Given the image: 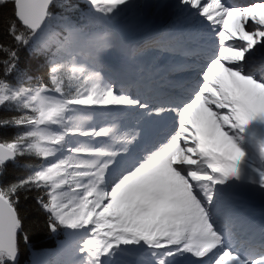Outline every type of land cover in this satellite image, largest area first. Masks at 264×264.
Returning <instances> with one entry per match:
<instances>
[{
  "label": "snow or ice",
  "instance_id": "snow-or-ice-1",
  "mask_svg": "<svg viewBox=\"0 0 264 264\" xmlns=\"http://www.w3.org/2000/svg\"><path fill=\"white\" fill-rule=\"evenodd\" d=\"M82 3L0 0V113H11L0 131L18 129L0 140V264H18L19 204L33 193L43 227L69 230L73 258L58 264H264V235L239 244L235 229H249L229 204L239 186L264 191V0H177L188 59L173 68L187 79L149 96L102 76L110 40L86 30L132 0ZM85 45L87 67L76 58ZM22 47L49 56L45 76L21 69ZM96 108L134 111L138 123L90 124ZM28 157L40 163L8 179V164Z\"/></svg>",
  "mask_w": 264,
  "mask_h": 264
},
{
  "label": "bare ground",
  "instance_id": "bare-ground-1",
  "mask_svg": "<svg viewBox=\"0 0 264 264\" xmlns=\"http://www.w3.org/2000/svg\"><path fill=\"white\" fill-rule=\"evenodd\" d=\"M146 0H132V3L135 5V7H132L128 9L127 11L121 12L119 15L114 17L113 19H117V21L121 18H125L124 25H120L118 27H115V35L118 37L119 40V46L118 51L119 54H115L121 57V63L117 64L116 61L113 62V65L115 68H118L121 72H125L126 74L130 75L135 72H140L141 80L143 82L148 83L150 80H153V77L151 76L150 72H148L149 68L147 67V63L153 59L154 56H144V58L141 59V62L132 63L131 61H128L127 54L129 52V49L133 46V44L137 43L139 44L140 41L135 42L140 38L139 31L143 28L150 26L154 29V26H161L159 23V19L156 17L152 21H149L148 14L149 10L146 11V15L144 18L141 19L138 15V8L141 7V5ZM147 5L152 7L154 6L155 0H147ZM160 7V6H159ZM147 17V19H146ZM180 31V29H178ZM184 29H182L180 32H183ZM103 33L102 35H104ZM108 35V33L106 32ZM183 34V33H179ZM101 35V36H102ZM150 35V34H149ZM153 41H151L152 43ZM156 44V43H153ZM169 49V48H168ZM150 51H154L151 47L149 48ZM159 57L160 64L157 65L153 69L154 74L161 73L166 68H173L174 62H178L179 59L177 56L173 57ZM115 59V56H114ZM156 62V61H155ZM152 71V70H151ZM126 112V111H124ZM124 112H109L106 110V120L114 119L117 123V126L120 127L121 131H127L131 127H134L137 125L138 121L136 119V116L133 115L132 112L134 111H127V114L124 115ZM127 120V121H126ZM232 196L234 197L233 203L230 205L231 208L234 206H241L246 205L250 208V211L252 213V217H256L257 219L264 220V210H258L259 206L264 204V191L260 190L258 187H251V186H239L232 190ZM258 199V200H257ZM236 215L243 220L242 217L236 213ZM67 248V247H66ZM190 259V258H189ZM181 264H188V259H182Z\"/></svg>",
  "mask_w": 264,
  "mask_h": 264
},
{
  "label": "trees",
  "instance_id": "trees-1",
  "mask_svg": "<svg viewBox=\"0 0 264 264\" xmlns=\"http://www.w3.org/2000/svg\"><path fill=\"white\" fill-rule=\"evenodd\" d=\"M90 27H93V25L89 26L86 30ZM5 43H7V41H5ZM19 54L21 69L27 71L33 77L46 75L49 58L47 54L39 56L33 55L28 52L27 48L24 47L20 49ZM0 114L9 115L11 113L3 112ZM17 131L18 129L13 127L3 129L0 131V140L11 138V136ZM38 163H40V161L35 157L18 159L15 163L8 164L6 176L8 179L24 176L28 168H30L33 164ZM34 197L35 193H33V196L27 200L21 199L19 204L23 230L19 234L20 258L18 264H23L27 259L26 256L29 254V249H32L33 251L53 249L54 241L61 237L60 229H58L55 233H51L47 228L43 227L42 222L45 217V213L36 203ZM37 220L41 221V226L39 228L36 226ZM26 234L29 238L27 243H25L24 240V236Z\"/></svg>",
  "mask_w": 264,
  "mask_h": 264
},
{
  "label": "rangeland",
  "instance_id": "rangeland-1",
  "mask_svg": "<svg viewBox=\"0 0 264 264\" xmlns=\"http://www.w3.org/2000/svg\"><path fill=\"white\" fill-rule=\"evenodd\" d=\"M147 4L148 3L146 0L141 5L140 9L138 10V15H139V17H141V19L145 17L146 11L149 10L148 18L150 20H153L154 18L157 17L160 21H163V23H165L166 28L169 27V28L180 29V27H182L184 25V23L187 22L186 19L184 18V16H182L179 13V11L176 7L177 0H155L154 6L152 5V7H154V8L150 7L149 9H148L149 6ZM155 7H156V11H155ZM125 21H126L125 18L121 17L118 21H117V19H115V20L112 19L105 24L108 25V23H111V27H112V29H114V32H115V27L117 26V24H118V26L124 25ZM159 23H161V22H159ZM186 26H187V23H186ZM165 27H164V29H166ZM186 29H184L183 32H180L178 30V32H176V34L184 33ZM106 31H111V30L109 28H107ZM107 33H108V35H107L108 39L110 40V47L104 52L103 56L99 58V60H100L99 64L101 65L100 67H102L103 69H106L105 71H107V73L104 72V76L106 77V79L109 80L110 79V71L112 74H113V72L111 70V65L109 67L108 61H110V55L112 58L113 54L116 52L115 47H116L117 37L116 36H109L110 33L109 32H107ZM91 34L93 37L97 36V33H91ZM181 37H182L181 35H178V37L173 40L174 41V43H173L174 48L180 47ZM175 41H176V43H175ZM152 43H155V41H153ZM146 45H148V43L144 42V43H141V44L134 46L131 50V53H130L131 57L130 58L136 62H139L142 58H144V56H149V55L153 54V56H154L153 61L154 62L156 61L155 63H158V60L160 57L159 53L161 52L160 49L154 48V51H150L149 50L150 47H147ZM154 45H157V44H154ZM85 47H86V49L85 48L83 50L79 49L77 51L76 58L80 63H82L84 66L87 67L92 62L94 54H93V51H92L90 46H85ZM149 63H153V62L150 61ZM108 70H110V71H108ZM170 73H172V72H170ZM88 114L92 117V119L90 121H88V123H90V124L94 123L95 125L99 126V125L104 124V122L106 121V115H105L106 109H101V108L89 109ZM133 115H135V113ZM81 139H83V138H81ZM97 139H99V138H97ZM78 255L79 254H77V256Z\"/></svg>",
  "mask_w": 264,
  "mask_h": 264
}]
</instances>
